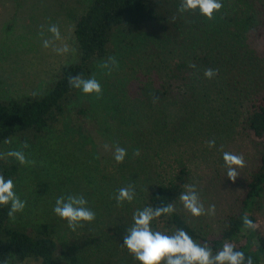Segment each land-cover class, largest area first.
Masks as SVG:
<instances>
[{"label": "trees", "instance_id": "obj_1", "mask_svg": "<svg viewBox=\"0 0 264 264\" xmlns=\"http://www.w3.org/2000/svg\"><path fill=\"white\" fill-rule=\"evenodd\" d=\"M180 2L91 0L75 25L78 61L63 66L50 90L39 97L24 100L0 98V149H19L26 141L29 147L23 150L34 153L48 145L46 138L67 123V132L79 134L86 143L88 140L92 143V155L88 162L97 164L98 168L89 171L87 177L77 176L75 183L81 189L84 187L83 191L89 196H103L101 202L91 200V203H102V207L107 205L105 209L110 210L112 202L106 203L105 192L108 197H115L119 188L133 185V201L117 205L125 216L132 217L136 210L144 207L171 203L175 211L153 220V230L171 235L177 229H183L196 242L208 243L214 253L225 242H230L236 250L243 251L246 258L252 257L253 264H264V225L258 213L264 197V87L258 88L259 80L264 81V0L253 6L238 0L239 4L228 7L226 2L212 20L200 15L198 10L180 12ZM217 28L219 32L225 30L227 35L222 48L200 50L195 41H191H199L205 36L217 37L214 33ZM240 30L244 32L243 36ZM124 35L131 44L148 38L168 48L172 45L173 51L187 48L189 55L179 57L171 64L164 79L163 92L156 97L161 99L160 106L166 113L167 121L184 122L185 110L192 114H210L211 117L202 118L206 120L202 127L207 122L212 123L211 131L217 135L234 133L238 129L243 140L250 141L255 148L254 159L240 179L234 184L229 183L230 179L221 183L224 192L217 191L220 201L215 214L209 218L210 224L208 222L199 227L190 220L179 199L184 185H199L195 184V175H200L201 169L190 156L187 157L186 150L176 148L167 152L173 140L180 136L178 132H164L165 136L157 135L158 138L149 133L142 134L145 129L143 122L135 120L140 121L145 110L139 114V107H133L130 114L127 107L128 121L125 125L120 124V134L122 129L126 134L141 137L143 151L139 156L127 154L124 162L118 164L113 158V149L116 144L124 148L120 135L114 138L111 135L110 141L102 142L96 135L101 127L97 117H93L92 102L68 83L69 76L88 78L94 75L96 62L110 57L115 39ZM199 51H203V55ZM190 64H195L196 68L193 69ZM209 68L218 70V74L211 79L204 76V71ZM254 69L258 72L256 80L251 81L250 73ZM202 78L211 85L202 84ZM149 91L157 94L153 88ZM174 93L180 97L168 104L166 97ZM154 98L145 96L140 105L150 103L153 106ZM175 110L179 112L178 117L171 115ZM121 116L124 118L122 113ZM157 126L160 128V125ZM106 134L112 133L105 131ZM5 139H10L11 143L6 144ZM156 152H159L158 155ZM199 166L202 168V165ZM23 170V166L11 157L0 159V174L6 179L11 178L14 182L21 180ZM125 174L130 176L127 182ZM8 210V207L0 206V264L5 260L7 264H67L74 260L66 241L49 234L31 232L16 218L10 219ZM244 215L258 225L255 231L244 229ZM56 221L67 227L65 220L57 218ZM93 225V222L87 224L86 230L91 232ZM77 230L75 232L79 233L80 229Z\"/></svg>", "mask_w": 264, "mask_h": 264}, {"label": "rangeland", "instance_id": "obj_2", "mask_svg": "<svg viewBox=\"0 0 264 264\" xmlns=\"http://www.w3.org/2000/svg\"><path fill=\"white\" fill-rule=\"evenodd\" d=\"M90 1L0 0V98L24 100L39 97L50 90L63 66L78 61L75 25L77 18L90 5ZM221 1L224 7L226 2L228 7L239 4L238 0ZM243 2L253 6L257 5L259 0H242ZM53 24L59 27L61 37L59 40L48 31V27ZM217 29L214 32L217 37L205 36L200 37V42L197 39L191 41H195L200 50H215L227 40L225 30L219 32V28ZM42 31L43 35H41ZM239 33L244 35L242 30ZM45 40L49 41L47 48L43 46ZM129 40L125 35L115 39L111 56L117 59L119 67L110 75L105 74L98 67L101 61L95 64L94 75L102 85L103 94L100 98L95 95H87L86 98H89L93 104V117H97L100 122L101 129L96 135L102 142L103 140L106 142L111 140V135L114 138L119 134L128 155H134L137 149L142 155L141 137L136 138L132 134H126L122 129L120 134L119 129L120 124H127V107L130 109V114L133 107H139L137 110L139 114L145 110L140 121L135 120V122H143L145 129L142 134L149 133L152 137L158 138L160 135L165 136L164 132H178L180 136L173 140L167 152L176 148L186 150L187 157L190 156L201 169L200 175H195V184H199L196 188L201 202L205 209L211 205H215L216 208L220 201L219 192H224L221 183L229 179L224 167L223 152L244 156L245 167L237 169L239 172L235 180L237 182L254 159L256 153L254 146L250 141L243 140L238 129L234 133L217 135L211 131L212 123L207 122L202 127L201 124L206 121L202 119L206 116L202 112L192 114L191 111L185 110L184 122L179 124L178 121L174 123L167 121L166 113L160 106L161 99L156 97L163 92L164 79L171 64L177 58L189 55L186 53L187 48L181 47L180 51H173L172 45L168 48L156 40L148 38L135 40L133 44ZM65 45L68 51L63 54H58L54 50ZM202 53L204 52L199 51V54L203 55ZM257 72L258 69H254L250 73L251 81L256 80ZM202 79V84L211 85L207 79ZM258 83V88L264 87V81L260 79ZM151 88L156 90L157 94L153 95V91H149ZM175 94L166 97L168 104L170 102L172 104L180 97L179 94ZM145 96L147 98L154 96L155 105L151 106L150 103L140 105ZM234 109L233 107L235 116ZM171 115L178 117L179 112L175 110ZM206 117L211 115L208 114ZM66 124L46 138L48 145L42 146L43 148L34 153L24 151L27 158L35 163L29 166L22 165L24 169L22 178L14 182L17 194L27 201L24 211L16 214L17 222L31 232L49 234L66 241L70 246L72 259L74 258L67 264H141L134 259L126 247H122L127 228L133 224V216H125L124 212H120L115 197H108L107 192H105L106 203L112 202L110 210L105 209L107 205L105 208L102 207V203H91V200L101 202L104 200L103 196L99 194L89 196L83 191L84 187L81 189L75 184L77 176L87 177L89 171L98 168V165L88 162L92 155L91 141L88 140L86 143L79 134L67 132ZM157 125H160V128ZM105 131L112 134L104 135ZM212 139L215 140V147L210 148L207 142ZM9 150L8 147L0 149L1 152ZM158 153L156 152V155ZM161 154L165 155L163 152ZM199 165H202V168ZM125 175L124 180L127 182L130 176ZM235 182L229 180V183ZM69 194L82 195L88 201L87 207L96 213L91 232L86 230L87 224L79 228V233L70 229L69 232L64 223L56 221L59 217L53 211L55 200ZM139 202H141L140 198ZM184 210L188 218L196 222L199 227L209 222L211 214L194 217L186 209ZM258 213L264 225V197L260 201ZM91 236L93 237L89 239Z\"/></svg>", "mask_w": 264, "mask_h": 264}, {"label": "clouds", "instance_id": "obj_3", "mask_svg": "<svg viewBox=\"0 0 264 264\" xmlns=\"http://www.w3.org/2000/svg\"><path fill=\"white\" fill-rule=\"evenodd\" d=\"M221 0H181L179 11H199V14L212 20L214 15L222 9ZM43 27V26H42ZM48 31L52 33L55 39L59 40V27L55 24L48 27ZM43 35V31L41 32ZM45 48L49 47V41L43 43ZM58 54L68 51L67 46L54 49ZM193 69L195 64H190ZM98 67L107 75L119 67V63L114 56L108 57L101 61ZM218 74V70L206 69L204 76L208 79ZM68 83L70 87L80 90L84 95H95L100 98L103 94L102 85L95 75L84 78L81 75L69 76ZM6 144H10V139H5ZM208 146L215 147V140H209ZM29 144L25 141L19 149H12L4 153H0V159L11 157L19 164L29 166L35 161L29 160L23 149H27ZM108 149V145H105ZM135 156L140 155L139 149L135 150ZM127 156L126 149L118 144L114 145L113 158L119 164L123 163ZM224 167L227 177L235 182L239 172L237 169L245 167V159L243 155L232 152H223ZM135 198V189L133 185L121 187L117 190L115 199L117 205L124 202H132ZM179 199L184 207L192 216L200 217L206 214H215V205H211L205 209L201 202L200 195L194 184L184 185V191L180 194ZM88 201L82 195L60 196L55 200L53 209L56 216L67 222V227L75 232L79 228H83L86 224H91L96 219V213L87 207ZM0 206L8 207L7 215L14 220L17 213H21L27 206V201L20 198L15 190L14 181L11 178L6 179L0 174ZM175 211L173 204H162L158 207H144L138 209L133 214V224L127 228L126 235L123 237V246L126 247L134 259L141 264H253L252 257L245 256L243 251L236 250L235 245L225 242L222 248L213 252L212 247L208 243L196 242L185 230L177 229L173 234L167 235L161 231H155L151 227L153 220L162 215H171ZM242 223L245 230L255 231L258 227L248 215L242 217ZM7 264V260L3 261Z\"/></svg>", "mask_w": 264, "mask_h": 264}]
</instances>
